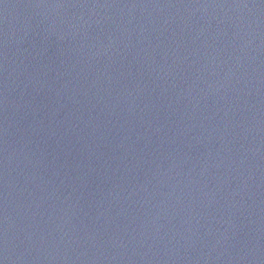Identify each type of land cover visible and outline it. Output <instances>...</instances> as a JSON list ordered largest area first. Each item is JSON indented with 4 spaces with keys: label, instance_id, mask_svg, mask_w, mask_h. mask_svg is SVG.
<instances>
[{
    "label": "water",
    "instance_id": "water-1",
    "mask_svg": "<svg viewBox=\"0 0 264 264\" xmlns=\"http://www.w3.org/2000/svg\"><path fill=\"white\" fill-rule=\"evenodd\" d=\"M0 264H264V0H0Z\"/></svg>",
    "mask_w": 264,
    "mask_h": 264
}]
</instances>
